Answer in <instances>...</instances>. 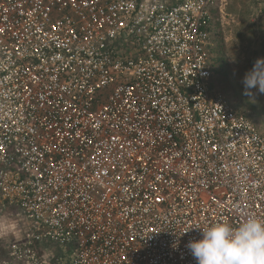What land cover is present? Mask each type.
Returning a JSON list of instances; mask_svg holds the SVG:
<instances>
[{"label": "built area", "instance_id": "built-area-1", "mask_svg": "<svg viewBox=\"0 0 264 264\" xmlns=\"http://www.w3.org/2000/svg\"><path fill=\"white\" fill-rule=\"evenodd\" d=\"M227 3L0 0V211L30 227L0 264H196L197 228L264 218V134L213 92Z\"/></svg>", "mask_w": 264, "mask_h": 264}, {"label": "rangeland", "instance_id": "rangeland-1", "mask_svg": "<svg viewBox=\"0 0 264 264\" xmlns=\"http://www.w3.org/2000/svg\"><path fill=\"white\" fill-rule=\"evenodd\" d=\"M214 23L213 92L225 97L264 134V94L252 90L251 95H246L242 84L244 74L252 68V58L264 51V0L261 3L228 0L223 12L216 14ZM219 46L226 64L220 62L216 53ZM29 230L30 227L26 229L28 234ZM6 235L5 238H11L10 233ZM14 242L21 241L14 239Z\"/></svg>", "mask_w": 264, "mask_h": 264}, {"label": "clouds", "instance_id": "clouds-1", "mask_svg": "<svg viewBox=\"0 0 264 264\" xmlns=\"http://www.w3.org/2000/svg\"><path fill=\"white\" fill-rule=\"evenodd\" d=\"M242 84L246 95L264 94V58L255 61ZM197 229L201 238L187 244L196 264H264V218L249 215L236 226L217 221Z\"/></svg>", "mask_w": 264, "mask_h": 264}, {"label": "crops", "instance_id": "crops-1", "mask_svg": "<svg viewBox=\"0 0 264 264\" xmlns=\"http://www.w3.org/2000/svg\"><path fill=\"white\" fill-rule=\"evenodd\" d=\"M214 17L216 16L214 15ZM28 227L29 218L23 216L16 207L4 206L0 211V250L14 243V239L21 241L19 243H26L28 241L26 231ZM8 233L11 234L10 239L5 238ZM41 248L43 251L45 250L43 246Z\"/></svg>", "mask_w": 264, "mask_h": 264}, {"label": "trees", "instance_id": "trees-1", "mask_svg": "<svg viewBox=\"0 0 264 264\" xmlns=\"http://www.w3.org/2000/svg\"><path fill=\"white\" fill-rule=\"evenodd\" d=\"M219 49H220V50H219ZM219 49L216 48V53H218V56H219L218 58H219V60H220V62H221L222 64H226V60H225L224 57H223V52H222L220 46H219ZM258 58H264V51H262L260 54L254 56V57L252 58V60L250 61V65H251V67H253V64L255 63V61H256ZM214 64H215V63H214Z\"/></svg>", "mask_w": 264, "mask_h": 264}]
</instances>
